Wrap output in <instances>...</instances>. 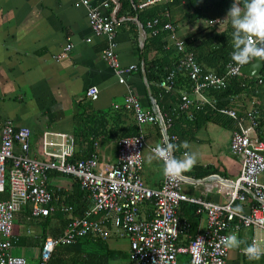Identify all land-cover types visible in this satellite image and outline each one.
<instances>
[{
  "label": "built area",
  "instance_id": "2783aa9c",
  "mask_svg": "<svg viewBox=\"0 0 264 264\" xmlns=\"http://www.w3.org/2000/svg\"><path fill=\"white\" fill-rule=\"evenodd\" d=\"M159 1L169 0H145L138 7ZM78 2L85 9L92 34L105 35L108 40H112L113 25L122 19L116 16L117 1L103 0L100 6L91 5L88 0ZM109 2L116 6L114 10L102 12L100 8L108 7ZM156 23V19L145 22V27L151 30V34H156L159 30ZM208 23L221 27L224 19L215 18ZM161 29L167 31L164 37L166 45H173L182 53L180 64L190 81L189 92L179 94L176 109L185 112L190 119L188 110L191 107H208L236 122L237 127L229 137L228 152L239 163L238 175L232 180L210 175L209 180L204 182L205 190L216 186L225 201L217 203L199 196L186 195L181 190V184L193 183L194 180L183 175L170 180L162 174L158 187L145 186L140 179V170L141 152L146 143L140 131L137 135L122 136L117 140L116 163L112 168L103 170L97 166L94 156L67 161L73 154L70 134H55L60 140L53 143L46 140L50 132H43L42 146L57 145L59 151L43 149V153L50 157L45 161L28 157L29 128L14 127L10 122L4 121L0 125V264H26L23 256L10 252L13 217L21 210L22 205H30L31 216H47L57 208L70 213V207L62 200L53 198L46 188L45 174L48 170L73 177L80 189L88 194L91 204L81 215L70 217L59 235L43 240L39 248L38 264H45L55 246L72 243L84 236L100 239L124 238L128 246L127 264H176L177 254L187 256L186 264H228L229 249L220 243L221 238L230 233L237 234L245 227H250L253 232L249 243L256 240L264 245V179H258L260 175L264 176V143L259 140L255 131L257 112L248 110L244 123L243 118L238 117L233 109L218 107L216 100L204 93L206 89H224L228 79L237 75L234 74L236 65L230 60L222 74L202 72L192 52L185 50L187 41L177 36L176 25L167 21L162 24ZM185 38L188 42L194 40L191 35ZM70 48V44H65L61 55ZM103 56L120 83L124 82V75L135 68L134 65L119 66L112 45L103 50ZM157 86L170 92L174 86V73L167 71ZM85 95L95 100L96 88L88 87ZM120 106L132 111L138 128L147 123H157L159 126V120L162 127L159 126L160 131H166L169 125V120L164 119L158 109L153 112L142 108L130 91L123 96ZM113 107L117 108L118 105L113 104ZM175 140L174 134L166 133V137H160L159 143ZM155 145L149 147L151 153ZM5 180L7 197L2 199ZM248 199L251 202L248 203ZM180 202L195 205V214L205 218L204 229L193 236L187 233L188 224L180 221L177 215L176 209ZM144 204L149 206L148 213L142 211ZM246 204L247 210H241V206ZM238 252L244 255L240 249ZM256 264H264V256L263 262Z\"/></svg>",
  "mask_w": 264,
  "mask_h": 264
},
{
  "label": "crops",
  "instance_id": "0c3cea01",
  "mask_svg": "<svg viewBox=\"0 0 264 264\" xmlns=\"http://www.w3.org/2000/svg\"><path fill=\"white\" fill-rule=\"evenodd\" d=\"M88 1L91 5L100 6L103 0ZM116 1L117 7L109 2L108 7L100 10L109 12L115 7L117 10L119 2ZM117 17L122 19L113 25V38L108 40L105 35L92 34L85 9L78 0H0V125L8 121L14 127L29 128V147L26 153L28 157L39 161L50 159L43 153V149L58 152L59 147L42 146L43 132H50L46 136L49 142L58 143L60 138L55 134H70L73 140L74 115L77 112L82 110L113 112L116 109L113 104H117V108L122 107L120 105L127 91L139 100L142 108L156 112L148 98L149 95L152 98L153 96L145 71L144 76L142 74L144 70L140 55L142 45L138 40L137 20L128 15ZM203 25L201 21L180 22L176 26L177 36L185 38L196 35ZM65 44H70L71 48L61 55ZM109 45H112L119 66H135L124 75L122 83L118 82L113 68L103 56V50ZM90 86H94L97 90L95 100L85 95L86 89ZM181 92H189V89L178 91V95H175L176 102ZM153 100L156 104L154 98ZM176 105L177 103L172 109ZM156 108L161 113L157 104ZM161 115L165 119L170 118L167 113ZM240 117L245 123L246 113L245 116ZM129 121L127 117L114 118L105 126L99 125L98 135L90 143L93 154L89 156L96 158L99 168L108 170L115 165L118 140L116 135L118 131L124 130ZM198 123L200 125L194 126L188 121L187 124L191 126L184 128L181 125L184 135L181 136L183 139L180 144L187 141L190 147L188 149L179 147L174 155L181 156V151L195 152L197 162L193 167L209 165L213 173L200 178L183 173V176L189 177L194 182L182 183L181 190L183 191L184 185L193 187V184L199 183L202 185L199 197L207 201L223 203L225 197L217 191V187L205 190L204 182L209 180L210 175L231 180L238 175L239 163L228 152L229 137L233 128L228 129L210 122ZM138 130L145 139L144 148L147 150L141 152L140 179L145 186L156 188L162 179V163L157 159L148 163L147 157L152 154L149 147L159 143L162 133L151 123L142 125ZM82 141L80 142L84 145ZM214 141L219 142V148L216 150L214 146L212 147ZM74 147L77 148L72 143V150ZM86 147L84 145L81 151L83 154L86 152ZM45 175V186L51 194L56 192L57 199L64 203L76 199L78 192L75 190L73 177L56 170H48ZM262 179H264L263 175ZM90 204L86 193V204L83 209H87ZM241 207V210H247V204ZM178 208L179 205L176 210ZM57 210L58 208L47 216H31L30 205H22L21 210L13 217L10 252L23 256L26 264H38L39 248L43 240L46 237L59 235L71 217L59 215L55 212ZM142 211L148 213V204L142 206ZM204 227L205 218L199 215L197 232ZM252 234V229L245 227L238 231L237 236L249 243ZM106 242L110 248L127 251V241L124 238L111 237ZM238 251L239 249H229L228 264H241L242 254ZM257 262H263V256L254 263Z\"/></svg>",
  "mask_w": 264,
  "mask_h": 264
},
{
  "label": "trees",
  "instance_id": "16d2710c",
  "mask_svg": "<svg viewBox=\"0 0 264 264\" xmlns=\"http://www.w3.org/2000/svg\"><path fill=\"white\" fill-rule=\"evenodd\" d=\"M143 1L145 0H118L119 6L116 10V15L133 16L143 26L145 39L140 53L143 60V68L156 104L161 113H167L170 117H167L169 125L166 128V133L176 136V140L171 143L179 146L180 141L183 139L181 136L184 135L183 128L191 126V123L187 124L188 121L192 122L194 126L200 125L198 122L202 121L214 123L228 129H236L235 121L232 118L208 107L200 109L191 107L188 110V113L191 114V120L187 118L185 112L177 110L176 107L172 109V106L177 103L175 95H178V91L188 90L190 81L185 69L180 64L182 53L175 46L166 45L164 37L167 31L161 29L162 24L167 21L176 26L184 21H201L204 25L199 28L200 31L196 35H191L194 40L188 42V39L184 38L187 41L185 50L192 52L194 60L201 67L202 72L222 74L225 65L231 60L233 30L226 21L221 27L215 24L210 25L208 21L220 17L225 19L233 0H169L138 7V4ZM241 6H243V0H241ZM152 19L157 20L156 26L159 30L156 34H151V30L145 27V22ZM262 64L260 74L257 77L237 74L228 79L224 89H206L204 93L208 97L214 98L218 107L233 109L238 117L245 116L248 110H255L257 112L256 134L259 140L264 143V61H262ZM167 71L174 73V86L172 92L169 93L157 86V83L165 76ZM122 117H127L130 121L126 124L124 130L117 132L116 139L122 136L137 135L139 130L132 111L124 107L116 108L113 112H85L83 110L77 112L74 115L75 131L72 140L73 145L77 146V148H73V154L67 158V161L91 156L93 149L90 143L98 135L97 131L100 126H105L108 121L111 123L114 118L122 119ZM181 125H183V128ZM154 126H156V130L159 129L157 123ZM80 141L87 146L84 154L81 152L84 145ZM196 171L199 172L196 173ZM212 171L211 166L204 165L195 166L184 174L200 178L213 173ZM74 181L78 195L75 200H67L65 202L71 208V212L67 213L58 209L55 212L59 215L74 217L81 215L84 210L86 193L81 191L76 180ZM6 188L5 180L4 192L1 193V198H6ZM52 196L55 199L58 198L56 192ZM194 209L195 205L180 202L177 210L180 221L188 224L187 233L190 236L195 235L197 232L199 221V215L195 214ZM106 240L84 236L69 244H59L55 246L45 264H122V260L126 261L127 251L119 248H110ZM254 262L242 255L241 264H255Z\"/></svg>",
  "mask_w": 264,
  "mask_h": 264
},
{
  "label": "clouds",
  "instance_id": "9594fccd",
  "mask_svg": "<svg viewBox=\"0 0 264 264\" xmlns=\"http://www.w3.org/2000/svg\"><path fill=\"white\" fill-rule=\"evenodd\" d=\"M224 21L233 30L230 59L236 65L234 74L241 73L242 66L252 64L256 58L264 61V0H243V6L241 0H233ZM179 147L188 149L190 146L187 141L179 146L171 142L157 143L151 150L152 154L147 157V162L151 163L153 159L161 161L163 175L176 180L197 162L195 152L184 151L179 157L174 155ZM200 242L203 243L202 240ZM220 243L228 249H240L250 261L264 256V245L260 241L247 243L238 238L236 233L222 237Z\"/></svg>",
  "mask_w": 264,
  "mask_h": 264
},
{
  "label": "water",
  "instance_id": "95a60500",
  "mask_svg": "<svg viewBox=\"0 0 264 264\" xmlns=\"http://www.w3.org/2000/svg\"><path fill=\"white\" fill-rule=\"evenodd\" d=\"M137 27H138V33H139L138 40H139L140 44L142 45L144 35H145V31L143 29L142 24L138 21H137ZM262 65H263L262 61H260L258 58H256L252 64L242 66L240 74H244V75L249 76V77H257L260 74ZM142 74L144 76V70H142ZM148 98H149L153 108L157 111L156 104H155L153 98L150 95ZM158 123H159L160 128H162L160 120L158 121ZM161 133H162L163 137H166V131L164 129H161Z\"/></svg>",
  "mask_w": 264,
  "mask_h": 264
},
{
  "label": "rangeland",
  "instance_id": "374dc122",
  "mask_svg": "<svg viewBox=\"0 0 264 264\" xmlns=\"http://www.w3.org/2000/svg\"><path fill=\"white\" fill-rule=\"evenodd\" d=\"M181 27V26H180ZM195 31V30H194ZM212 147L214 146L215 147V150L219 148V142L217 141H214L212 142ZM146 148L143 149V153L146 152ZM143 159H144V156H143ZM263 175V174H262ZM262 175H260L258 177V179L260 181H262ZM201 188H202V185L201 184H193V187H187L186 185L183 186V191H185V193L187 195H192V196H198L201 192ZM243 246V245H242ZM122 264H126L127 260L124 261L122 260ZM187 263V256L186 255H183V254H177V258H176V264H186Z\"/></svg>",
  "mask_w": 264,
  "mask_h": 264
}]
</instances>
